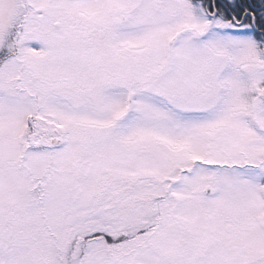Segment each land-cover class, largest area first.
<instances>
[{
	"label": "snow or ice",
	"instance_id": "obj_1",
	"mask_svg": "<svg viewBox=\"0 0 264 264\" xmlns=\"http://www.w3.org/2000/svg\"><path fill=\"white\" fill-rule=\"evenodd\" d=\"M0 264H264V0H0Z\"/></svg>",
	"mask_w": 264,
	"mask_h": 264
}]
</instances>
